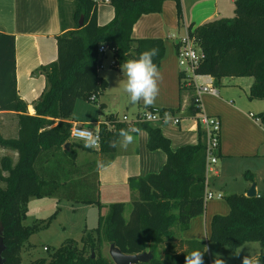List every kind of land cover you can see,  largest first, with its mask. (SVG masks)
<instances>
[{
    "label": "trees",
    "instance_id": "obj_1",
    "mask_svg": "<svg viewBox=\"0 0 264 264\" xmlns=\"http://www.w3.org/2000/svg\"><path fill=\"white\" fill-rule=\"evenodd\" d=\"M67 1L74 5L72 13L65 9ZM165 1L109 0L115 16L101 26L96 0H59L63 32L57 36L58 57L39 68L47 84L35 103V114H29L27 103L18 94L15 37L0 32V110L19 113L18 136L5 139L0 134V144L18 155L16 161L5 156L0 166V181L5 183L0 186L5 264H22L24 243L35 229L23 223L25 206L31 197L60 196L88 204L100 203L98 163L92 160L79 164L75 145L89 151L93 148L72 142L70 119L77 100L95 101L108 87L107 80L99 75L104 57L99 53L100 45L115 48L112 66L117 69L126 59L154 47L159 49L154 63L161 64L165 54L163 39H135L132 33L143 15L161 12ZM174 1L181 16V0ZM187 32L202 52L194 74L217 79L251 76L254 81L249 98L264 99V0H236L233 17L215 18L198 26L191 24ZM163 110L166 109L161 110L162 114ZM199 110L194 95L187 113L195 115ZM257 119L264 126V111ZM138 126L149 134L148 148L164 150L167 160L159 172L131 179L130 185L137 190L138 197L131 203L129 218L124 214V202L111 203L108 213L99 216L97 235L86 233L82 246L69 239L49 258L29 264H115L103 254L104 242L114 243L125 254L150 252L151 260L139 264H185V256L193 250L207 249L206 241L177 238L178 233L189 228L191 219L203 214L206 208L207 155L202 133L197 144L173 150L160 128L148 123ZM118 132L102 126V153L114 151L110 141ZM67 142L72 143L70 150L65 149ZM244 176L255 181L251 172ZM226 201L230 211L212 217L209 242L232 249L259 242L261 252L257 257L264 264V195L231 193ZM163 244L161 256L158 252ZM92 251L96 252L94 257ZM204 261L209 263L208 252Z\"/></svg>",
    "mask_w": 264,
    "mask_h": 264
},
{
    "label": "crops",
    "instance_id": "obj_2",
    "mask_svg": "<svg viewBox=\"0 0 264 264\" xmlns=\"http://www.w3.org/2000/svg\"><path fill=\"white\" fill-rule=\"evenodd\" d=\"M96 2L98 24L106 25L115 16L114 7L109 0H96ZM235 2L236 0H181L182 14L179 16L177 3L174 0H166L161 12L143 15L133 27L132 35L135 39L161 38L165 43V54L158 66L161 79L156 108L166 109L163 110V116L165 113H169V118L179 117L181 121L177 125L172 120H168L167 123H151L150 125L161 129L163 135L171 141L173 150L186 144H197L200 133L204 140L203 129L194 123V115H189L187 112L192 97L197 94V86L208 83L217 89V94L202 92L201 109L221 120L219 155L227 158L251 157L257 155L261 146L264 145V139H262L264 126L260 121L257 118L255 120L256 123L259 121L258 132L254 133L250 130V133L240 121L244 113L243 107L235 105L232 99H227L236 94V89H239L238 91L242 89L249 98L253 77L234 76L217 79L211 75H196L191 69L187 73V70L182 69L179 64L178 41L180 36L184 35L178 34L181 26L184 27L186 34L187 28L191 24L198 26L215 18L230 17L235 12ZM0 32L15 37L18 94L27 103L29 114H35V103L39 100L47 84L46 76L39 71V68L55 62L58 57L57 36L63 32L59 0H0ZM107 52L111 53L112 58L105 59ZM113 60L114 53L107 50L101 62L99 75L107 80L108 90L106 93L97 95L95 101L87 102H97L96 106H90L96 108L95 110L92 108V116L87 117L86 115L79 120L73 117L70 119L72 124L90 125L93 122L98 123L113 118L115 130L135 127L142 132L139 135L134 134L136 135L135 143L129 145L126 150L115 147L111 153H102L98 149L89 151L84 148L77 151L79 164L92 160L98 163L99 198L106 210L114 202H124L125 208L126 204H131L138 197L137 190L130 185L131 179L144 178L149 174L159 172L167 160L164 150L148 148L149 134L146 129L139 127L138 124L123 122L116 115L117 110L123 106L131 108L136 115L152 108H145L142 103L133 105L128 102L119 86V81L124 78L121 68L118 70L111 68ZM258 101H264V99ZM259 105L264 109L263 104ZM254 116L253 113H250L249 116L246 114V119L250 121V124L253 123ZM18 120V112L0 110V134L3 138L11 139L18 136ZM240 129L244 130L242 136L241 132L239 134ZM5 156L11 157L14 161L18 157L16 151L0 144V166L1 160ZM215 174L219 175V172L215 170ZM3 175L6 176L7 173L4 172ZM252 183L245 178L244 184L238 191L241 192L239 194H246ZM3 184L5 186V183ZM206 190H208L207 179ZM231 193L237 192H228V194ZM206 202L204 213L193 217L189 228L178 233L177 238L206 241L209 255L213 243L209 242L212 217L216 214H227L230 207L225 200L212 203L208 200ZM252 243L254 242H247L239 248L233 249L235 251L234 261L231 264H242V258L245 255L257 257L261 249H252L253 246H249ZM161 246L159 254L162 256L164 250L161 249Z\"/></svg>",
    "mask_w": 264,
    "mask_h": 264
},
{
    "label": "rangeland",
    "instance_id": "obj_3",
    "mask_svg": "<svg viewBox=\"0 0 264 264\" xmlns=\"http://www.w3.org/2000/svg\"><path fill=\"white\" fill-rule=\"evenodd\" d=\"M65 9L69 13H72L74 9L72 2L67 1L65 3ZM234 15L235 12L230 17H233ZM184 32L185 29L181 26V30L178 34L185 35ZM181 37L182 36H180V38ZM109 58H112V56L110 52H107L105 59ZM111 68L116 69L114 67ZM183 68L187 70V73L190 72L188 67L182 66V69ZM107 90L108 88H106L104 92L106 93ZM238 90L236 89V94L234 96H230L227 99H232L235 105H239L241 108L243 107L242 109L244 113L240 119L242 126L246 127L250 133V130L257 133L258 128L260 127L258 126L259 121L256 123L255 120L257 115L264 111L263 108L259 107V104L264 105V101L251 100L242 89H240V91ZM87 102L90 101L84 99H79L77 101L72 115L74 119L79 120L86 115L87 117L92 116V108L94 110L96 108L90 106H96L97 102ZM117 111L116 115L119 119H122L124 115H127L130 119L136 117L134 111L131 108H126L125 106L121 107V109ZM250 113L255 115L252 118V124H250V121L246 119V114L249 116ZM159 124L162 123L159 122ZM88 126L95 128L96 122H93ZM240 132L241 136L244 135L243 129L239 130V134ZM262 139H264V137ZM71 140L74 141L73 139ZM75 149L78 151L81 147L75 145ZM259 151L260 152L257 155L251 157L227 158L226 156L219 155L218 153V162L214 166V169L219 172V175H216L215 172L212 171L207 173L208 190L214 192V198L213 200L210 199L211 201L209 200V202H217L218 200L226 201V196L230 191L241 193L238 191H240L241 186L245 182L244 175L247 171H250L255 178L258 194L264 195V145L261 146ZM91 181H93L92 178ZM0 185L4 186L2 182H0ZM219 194H221L222 197H218ZM131 208L132 205L130 203L126 204L124 214L127 219L130 216ZM107 213L108 210H106L102 203L88 204L60 196L31 197L25 206V217L23 219V223L24 225L34 227L35 229L24 243L21 252L22 264H29L33 260H37L39 258H49L58 247L69 239L76 241L80 246H82L83 237L86 233L91 232L93 235H97L96 229L98 226L99 216L106 215ZM109 245V243L104 242L101 248L106 257H110ZM164 246L165 245H162L161 249L164 250ZM249 246H253L251 247L252 249H261L259 242H254ZM234 252L235 251L232 248L212 243L211 251H209V263L207 264H213V260L218 254L224 258L225 264H231L234 261Z\"/></svg>",
    "mask_w": 264,
    "mask_h": 264
},
{
    "label": "built area",
    "instance_id": "obj_4",
    "mask_svg": "<svg viewBox=\"0 0 264 264\" xmlns=\"http://www.w3.org/2000/svg\"><path fill=\"white\" fill-rule=\"evenodd\" d=\"M107 50L115 52V48H110L105 44L100 45L99 53L105 54ZM178 59L181 66H186L193 70L198 65L202 58V52L198 44L188 35V32L179 38L178 41ZM115 64V58L112 61V65ZM113 67V66H112ZM194 73V72H193ZM209 92L217 94V89L211 84H200L197 86V94L195 95V101L200 110L193 116L194 123L203 129L204 140L206 143V179L207 173L210 171L215 172V165L218 162V152L221 144V131L222 123L219 117L207 114L201 109V93ZM159 109V108H158ZM123 122L130 124H142V123H164V116L161 110L157 111V108L148 109L142 113L136 115V117L130 119L127 115H124L121 119ZM174 124L180 123L179 117L169 118ZM115 120H106L96 123L95 128H91L88 125H82L79 123H73L70 129V138L86 145H91L94 140L97 141L95 146H89L93 149L101 148V128L104 125L107 130L115 131ZM218 197H222L221 194ZM214 198V192L210 190L205 191V200L208 201ZM47 249V248H46Z\"/></svg>",
    "mask_w": 264,
    "mask_h": 264
},
{
    "label": "clouds",
    "instance_id": "obj_5",
    "mask_svg": "<svg viewBox=\"0 0 264 264\" xmlns=\"http://www.w3.org/2000/svg\"><path fill=\"white\" fill-rule=\"evenodd\" d=\"M159 55L158 48H151L140 52L133 58L126 59L121 64L123 79L119 81L122 92L126 95L128 102L133 105L142 103L145 108H156V99L159 95V81L161 74L159 67L154 63V58ZM157 111L159 109L157 108ZM169 113L164 114V122L167 123ZM142 134L139 128L129 127L120 129L117 136L110 141V146L120 147L126 150L129 145L135 143L136 135ZM96 140L91 145L95 146ZM208 250L196 249L185 256V264H205L204 257ZM239 255V254H236ZM213 264H225L221 255H216ZM242 264H261L258 257L244 256Z\"/></svg>",
    "mask_w": 264,
    "mask_h": 264
},
{
    "label": "water",
    "instance_id": "obj_6",
    "mask_svg": "<svg viewBox=\"0 0 264 264\" xmlns=\"http://www.w3.org/2000/svg\"><path fill=\"white\" fill-rule=\"evenodd\" d=\"M82 25H83V17L80 18V26ZM71 144H72L71 142H67L65 144V149L70 150ZM246 195L248 197L258 196L256 182H253L251 184V186L247 190ZM4 249H5V244L2 236V227L0 226V264H5V258L3 256ZM94 256L95 253L94 251H92V257ZM109 256L115 264H139V263L148 262L152 258L151 253L147 251L140 254H125L114 243H111L109 245Z\"/></svg>",
    "mask_w": 264,
    "mask_h": 264
}]
</instances>
